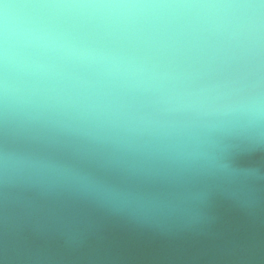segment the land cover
<instances>
[{
  "label": "clouds",
  "instance_id": "clouds-1",
  "mask_svg": "<svg viewBox=\"0 0 264 264\" xmlns=\"http://www.w3.org/2000/svg\"><path fill=\"white\" fill-rule=\"evenodd\" d=\"M0 136L6 209L63 195L163 228L217 194L252 207L227 153L264 141V0H0Z\"/></svg>",
  "mask_w": 264,
  "mask_h": 264
},
{
  "label": "water",
  "instance_id": "water-1",
  "mask_svg": "<svg viewBox=\"0 0 264 264\" xmlns=\"http://www.w3.org/2000/svg\"><path fill=\"white\" fill-rule=\"evenodd\" d=\"M61 154L108 182L138 180L72 149ZM227 161L247 178L253 206L242 208L217 194L198 220L163 228L131 223L63 195L20 193L15 209H6L0 194V264H264V141L234 142Z\"/></svg>",
  "mask_w": 264,
  "mask_h": 264
}]
</instances>
